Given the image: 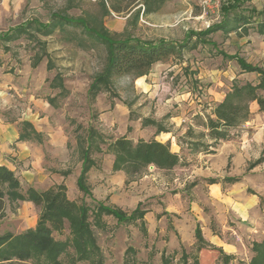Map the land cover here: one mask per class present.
<instances>
[{"label":"rangeland","instance_id":"1","mask_svg":"<svg viewBox=\"0 0 264 264\" xmlns=\"http://www.w3.org/2000/svg\"><path fill=\"white\" fill-rule=\"evenodd\" d=\"M124 6L121 0H0V37L18 26L47 25L52 15H59L82 20L95 29L102 28L116 39L132 37L153 43L163 40L177 45L189 39L187 43L192 46L195 37L190 34L222 21L220 9L216 13H205L199 0H172L158 13L138 18L134 16L135 10L126 13ZM239 11L250 12L257 23L264 25V0L244 2ZM206 39L214 46L201 44L183 49L175 57L152 66L145 78L152 87L150 95L135 87L133 75H123L113 77L93 96L89 87L104 70L106 48L80 28L65 26L61 30L57 27L49 36L31 28L27 34L0 43V106L4 117L17 121L23 119L24 114L30 117V113L35 112L47 116L50 110L47 103L55 110L51 111L49 123L62 130L68 151V162L64 166V162L56 164L55 180L63 177L61 185L66 187L67 198L89 208V235H85L83 245L75 240L77 216L73 226L66 221L61 233L52 234L54 240L64 243L63 252L57 258L60 264H161L162 255L169 264H183L180 259L183 252L188 256L187 264H250L253 243L264 241V230L260 227L262 217L242 221L236 216L237 206L226 205L224 197L217 203L212 202L206 188H202L210 179L199 178L185 170L186 152L180 155L182 161L178 168L164 171L150 166L139 177L123 171L113 172L111 160L114 158L105 153L106 145L114 138H121L125 129V138L128 136L132 142L139 140L129 124L137 118H141V124L143 116L157 118L184 149L190 141L177 136L181 131L191 132V139L205 146L204 126L217 101L224 98L234 84L258 82L255 73H243L234 60L222 57L219 52L237 56L264 71V33L257 32L252 24L247 33L219 31ZM258 94L264 98V88ZM190 102L193 103L191 110ZM171 116L176 119L173 124L169 120ZM249 119L250 116L247 121ZM261 120L264 123V116ZM191 125L195 129H191ZM89 131L100 135L105 144L101 145L102 152L89 154L93 166L86 176L88 194H83L74 182L81 161L77 143L82 140L84 146ZM216 145L218 143H213L212 147ZM248 165L249 168L261 166L264 172V149L258 159ZM216 182L221 184L224 195L226 185L233 183L221 179ZM248 184L254 186L252 182ZM256 184L264 190V179ZM244 187L240 185V189ZM26 189L23 184L21 191ZM238 193L234 195L235 200L242 201V189ZM246 194L256 196L250 188ZM257 197L263 210L264 195ZM97 204L119 209L126 215L141 204V210L146 211L143 215L146 233L141 221L119 223L105 214L95 217L92 211ZM39 213L40 209L33 204L6 200L0 216V234L17 235L34 228ZM196 224L210 228L213 236L224 242L230 259H224L227 255L213 244L207 243L198 249L193 238ZM201 232L208 241L214 240L210 231L202 229ZM89 238L93 244L87 242ZM91 245L95 248L88 252ZM24 264L50 263L47 257L40 256Z\"/></svg>","mask_w":264,"mask_h":264},{"label":"trees","instance_id":"2","mask_svg":"<svg viewBox=\"0 0 264 264\" xmlns=\"http://www.w3.org/2000/svg\"><path fill=\"white\" fill-rule=\"evenodd\" d=\"M171 1L121 0L125 4L123 10L126 13L135 10L133 12L135 13V18L154 15ZM250 1L252 0H231L222 4L220 7L222 21L218 25L211 26L204 31L190 34V36L195 37V42L192 46L187 43L189 39L179 45L163 40L157 43L141 42L132 37L116 39L102 28L95 29L82 20L59 15H52V20L47 25L34 26V24H29L27 28L15 27L0 37V43L5 44L16 39L21 34H27L28 29L31 28L37 33H43L45 36L51 35L57 27L61 30H64L65 26L82 29L88 37L96 39L106 48L104 70L89 87L94 94L102 85H108L115 76L133 75L135 78H139L147 75L155 64L175 57L183 49L193 48L201 44L214 46L206 38L216 32L221 31L224 34H228L240 30L247 33L248 27L255 24L256 31L264 33V25L257 23L253 18V14H250V12L249 14H244V12L239 11L242 3ZM112 11L118 13L120 9L112 8ZM4 49L6 51L7 47L4 46ZM219 55L229 60H234L243 73H255L258 76V82L255 85L251 83H245L241 86L232 85L223 100L215 105L212 111L214 118H208L205 123L207 136L214 142L224 140L230 130L247 121L249 103L255 102L259 111L264 112V98L258 94V91L264 88V71L245 63L243 59L237 56H227L223 52H219ZM141 125L142 127H154L156 134L165 131L158 122L151 119H142ZM29 136L36 137L37 134L28 122H22L18 140H23ZM104 144L103 138L94 131L88 132L84 146L82 145V140H78L81 169L76 179V187L83 194H88L86 176L93 166V161L89 154L92 151L102 152L101 145L103 146ZM198 148H203V151H206L205 146H199L198 143L193 144L194 151H197ZM105 153L112 155L114 158L112 163L113 172L123 171L132 177L143 175L150 166L157 170L171 171L180 163L179 157L169 150L168 145L155 140L144 141L139 139L136 142H132L125 137H121L107 144ZM236 181V179H228V182ZM6 200L9 202H30L40 209V213L34 228L27 229L17 235L11 233L0 234V264H24L29 260L38 259L40 256L47 257L50 264H60L57 258L63 252L64 243L54 240L52 234L61 233L66 221H69L70 225L73 226L75 216H77L75 240H78L83 245L85 235H89L87 224L89 208L85 205L78 206L75 202L70 201L67 198L64 185L54 186L44 191H37L28 187L25 192H22L20 181L15 174L4 166H0V216L4 212ZM140 207L141 204H138L130 215H126L119 209H111L103 204H97L92 214L95 217L99 214H105L113 217L119 223L141 221L143 232L146 233L145 222L143 221V215L146 211L141 210ZM194 237L198 249H201L205 242L198 226L194 231ZM89 241L92 243L91 238L87 242L89 243ZM91 246L93 247L88 252L95 248L94 245ZM81 249L80 255L83 257L85 254L83 248ZM251 249L253 257L250 260V264H264V241L253 243ZM187 258V254L183 252L180 258L183 264H187ZM161 259V264H169V260L163 255ZM224 259L227 260L230 257L224 256ZM195 264L198 263L195 262Z\"/></svg>","mask_w":264,"mask_h":264},{"label":"crops","instance_id":"3","mask_svg":"<svg viewBox=\"0 0 264 264\" xmlns=\"http://www.w3.org/2000/svg\"><path fill=\"white\" fill-rule=\"evenodd\" d=\"M228 1L231 0H225L223 4ZM145 78L146 75L136 78L134 85L137 89L141 90V92L145 94L149 93L150 95L152 87L145 82ZM178 99L180 100L181 98ZM222 100L223 98L217 101V104ZM192 105V102L188 105L190 110L193 109V107H191ZM47 106L50 108V110L47 111V116L35 112L30 113V117L24 114L25 117L17 121L5 118L0 106V166H4L12 171L19 179L21 187L23 184H26L27 188L31 187L37 191H44L52 186L61 185L64 178L62 177L60 180L56 181V175L53 174V171H56V164L59 161L62 163L64 162L63 166L68 162V151L66 150L63 132L61 129L57 130L56 127L49 123L51 121V115H53L51 111L54 113L55 110L51 108L48 103ZM249 112L250 119L246 121L245 124H241L235 129H232L233 131H229V135L227 134L224 140L214 142L206 135L205 138L207 142L204 144L206 151H203L202 148H198L197 151H194L193 143H196V141L191 139V132H187L188 135H186L185 131H181L177 135L178 137L181 135L185 140L190 141V144L186 145L184 149L176 143V136L167 128H164V132L156 134L154 128L141 126V118H137L134 122L131 121L129 127L132 128L133 134H138V138L144 141L155 140L159 143L168 145L169 150L180 159V163L172 170L178 168L182 161L180 155L186 152L188 158L184 161V163L187 164L185 170L199 175V178L210 179L209 183L205 184L202 188H206L211 201L217 203L218 200H221V197H224L226 205L233 204L237 206L235 213L242 221L250 222L251 220H255L254 216L262 217L260 227L264 230V214H261L262 212L264 213V209H260L257 197L258 195L263 196L264 190L262 191V188L260 189L261 185L256 184L258 181L261 182L264 179V172L261 171V166L248 167V163L258 159L260 152L264 149V123L261 120L264 113L259 111L255 102L249 104ZM194 115L197 114L195 113ZM198 115L201 116V112H199ZM143 118H146V116H143ZM209 118H214L212 113ZM149 119L157 122V118L155 117ZM169 120H171V124H173L176 119L171 116ZM22 122H28L37 136H29L23 140H18L21 133ZM191 127V129H195L194 126L191 125ZM203 131H207L205 126ZM125 134L126 129L120 137H125ZM126 138L130 139L128 136H126ZM113 140H116V138ZM213 143H218V145L213 148ZM59 155H61L60 160H58V157H60ZM108 157L113 159L112 155H108ZM112 161L113 160H111V162ZM80 169L76 173V176L74 175L75 185L76 179L80 174ZM118 173L119 172H116V174ZM216 179L226 181H228V179H236L237 181L226 185L224 195V193H222V186L220 183L216 182ZM250 182H252L254 186L248 184ZM240 185L245 186L241 188L244 196L241 199L242 201H237L234 195H239L238 192L241 191ZM249 188L256 196L253 194H246ZM26 203L28 205L32 204L30 202ZM197 226L200 231L202 229L210 231L212 238H214L213 241H208L201 232L205 244L209 243L216 245L227 255L224 249V242L218 236H213L211 230H209L210 228H202L196 224L194 231ZM194 231L193 238L195 239ZM227 256L229 257V255Z\"/></svg>","mask_w":264,"mask_h":264},{"label":"built area","instance_id":"4","mask_svg":"<svg viewBox=\"0 0 264 264\" xmlns=\"http://www.w3.org/2000/svg\"><path fill=\"white\" fill-rule=\"evenodd\" d=\"M225 0H199V6L203 12L216 13Z\"/></svg>","mask_w":264,"mask_h":264}]
</instances>
